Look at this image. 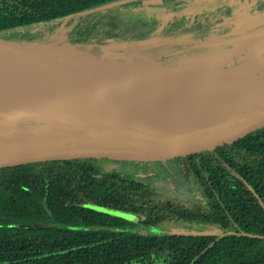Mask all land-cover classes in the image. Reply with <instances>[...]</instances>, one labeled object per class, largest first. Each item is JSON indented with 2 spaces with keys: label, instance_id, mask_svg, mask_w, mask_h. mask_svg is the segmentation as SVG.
Instances as JSON below:
<instances>
[{
  "label": "trees",
  "instance_id": "1",
  "mask_svg": "<svg viewBox=\"0 0 264 264\" xmlns=\"http://www.w3.org/2000/svg\"><path fill=\"white\" fill-rule=\"evenodd\" d=\"M114 1L0 0V32L7 33L0 36L17 40L11 31L93 9L108 20L87 23L92 11L78 15L71 43L83 50L92 45V56L102 59L109 47L104 41L128 39L116 30L115 8L96 10ZM218 11L198 13L192 22L175 18L162 34L202 31L223 21ZM51 34L22 33L18 40L43 43ZM140 47L142 57L154 61L202 49L189 42ZM104 161L73 157L0 168V264H264V128L209 156L175 160L185 179L197 182L198 199L177 200L121 171L101 172ZM172 223L215 232L144 228Z\"/></svg>",
  "mask_w": 264,
  "mask_h": 264
},
{
  "label": "rangeland",
  "instance_id": "2",
  "mask_svg": "<svg viewBox=\"0 0 264 264\" xmlns=\"http://www.w3.org/2000/svg\"><path fill=\"white\" fill-rule=\"evenodd\" d=\"M138 1V3L134 4L126 3L113 7L115 9L111 13L118 16L116 19L118 28L116 30L125 33L128 39L121 42H116L114 39L104 41L105 44H109V47L104 53L101 62L110 63L112 66L119 68L131 67V70L139 67L143 72L141 75L148 78L146 81L151 86H153V82L159 84L168 82L169 77L174 76V74L178 76L177 79L193 82L195 77L213 78L227 75L228 73L233 75L238 71H242L245 74H253L264 81V0ZM218 8H220V11L216 12L215 16L216 18H223L221 23H211L202 31L184 36L165 37L162 34L165 27L171 25L175 18H192L190 20L192 22L198 13L210 12ZM105 14V12L99 14L96 11H92L87 23L95 22L98 19H102V22L107 21L108 19L103 17ZM79 20L80 17L77 15L53 22L30 25L11 32L17 40L22 33L31 32L41 36L52 32L51 39L41 44H50L61 51L91 57L90 50L92 45L87 44L83 50L79 44L71 43L73 42L72 39L77 37ZM150 32H152L153 37L148 38V40H153L151 42H173L178 44L189 42L194 46H202V49H189L186 52L165 55L159 61H154L150 58L142 57L143 54L140 51L142 48L140 46L145 45L147 41V39L143 38L150 35ZM4 34L7 33L0 32V35ZM241 35L248 38L245 41L236 42V44L230 42V39ZM224 60L229 62L220 64ZM194 70H197L196 74L187 73ZM199 70L204 71V73H198ZM134 73L136 74V72ZM253 79L256 78L253 77ZM241 80L228 79L227 85L234 87ZM257 86L258 88L251 91L252 94L262 91L264 82L260 81ZM160 87H164V91L172 95L179 90L176 89L177 86L170 87L169 82L168 87L162 84H160ZM153 88L158 87L153 86ZM187 88L189 89L190 87ZM55 108L52 103L35 102L8 92H1L0 94V118L2 119L18 123L54 121L59 113V108ZM99 159L105 160L102 164L101 172L110 170L121 171L131 178L151 183L157 190L168 192L177 200L188 201L190 198H200L197 182L194 179H185L175 160ZM114 213L123 214L130 219L134 218L133 215L127 213L115 211ZM144 228L149 233L215 232L213 228L187 223H172L167 227H156L154 229Z\"/></svg>",
  "mask_w": 264,
  "mask_h": 264
},
{
  "label": "water",
  "instance_id": "3",
  "mask_svg": "<svg viewBox=\"0 0 264 264\" xmlns=\"http://www.w3.org/2000/svg\"><path fill=\"white\" fill-rule=\"evenodd\" d=\"M134 1L138 0H117L98 9H109ZM91 11L94 10L81 11L77 15ZM71 17L75 15H69L63 19ZM247 38L241 35L230 39V42L236 44ZM151 41L153 40L147 39L146 43ZM18 50L44 56L60 70L71 72L84 83V86H88L91 90H98L103 97L129 114L138 115V107L140 111L148 108L135 104L130 90H125L108 77L99 76L84 68L63 53L111 67L122 75L136 78L143 88L140 89L151 101L159 102L154 95L165 93L164 87L153 88L147 83L148 78L141 75L143 72L139 67H135V70L114 67L110 63L101 62L103 58L85 57L61 51L50 44L18 41L0 36V62L27 70L33 68L38 73L43 71L35 62L17 57L15 54ZM196 71L187 73L196 74ZM198 73H204V71L199 70ZM189 76L192 78L191 75ZM177 77L174 74L169 77L168 82L174 81ZM245 77L233 87L236 94L247 93L245 85L251 84V81L257 83L253 91L258 88L260 81L264 82L253 74H246ZM176 89H179L177 91L179 92L181 84L177 85ZM177 92L173 95L166 92L172 97L171 100L155 107L161 119L147 126L124 127L86 119L83 121L69 103L53 104L59 108L54 121L18 123L0 118V168L73 157L169 161L195 155L209 156L216 150L237 143L264 128V89L255 94L251 92L245 95L246 98L236 108L219 116L209 112L190 110L180 100H173Z\"/></svg>",
  "mask_w": 264,
  "mask_h": 264
},
{
  "label": "bare ground",
  "instance_id": "4",
  "mask_svg": "<svg viewBox=\"0 0 264 264\" xmlns=\"http://www.w3.org/2000/svg\"><path fill=\"white\" fill-rule=\"evenodd\" d=\"M63 54L84 68L95 72L99 76L108 77L125 90H130L134 103L139 106L140 104L146 106L148 109L140 111V107H138V115L123 112L109 99L103 97L98 90H91L88 86H84V83L71 72H64L44 56L35 55L25 50H18L15 55L20 59L35 62L43 71L38 73L33 68L27 70L0 62V94L1 92H8L24 99L46 104L69 103L82 120L106 122L124 127L147 126L161 119L155 107L171 100L172 97L168 93L155 94V99L159 102L151 101L147 98L146 93L140 89L142 86L136 78L122 75L111 67L72 54ZM226 62L224 60L220 64ZM126 68L130 69L131 67ZM245 76L244 72L238 71L233 75L228 73L213 78L195 77L193 82L174 78V81H170L169 85L175 87L177 86L175 84H181V89L173 100H180L190 110L209 112L219 116L236 108L246 98L245 95L253 91L257 84L255 81L245 85L247 93L243 95L236 94L233 87L226 86L228 79H245ZM160 84L168 87V82H161ZM160 84L153 82V86L160 87ZM221 101H224V103H219Z\"/></svg>",
  "mask_w": 264,
  "mask_h": 264
},
{
  "label": "flooded vegetation",
  "instance_id": "5",
  "mask_svg": "<svg viewBox=\"0 0 264 264\" xmlns=\"http://www.w3.org/2000/svg\"><path fill=\"white\" fill-rule=\"evenodd\" d=\"M131 3V2H130ZM128 4V3H127ZM75 16H77V15H75ZM80 17V16H79Z\"/></svg>",
  "mask_w": 264,
  "mask_h": 264
}]
</instances>
